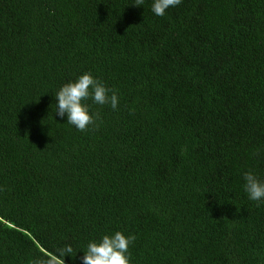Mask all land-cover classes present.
<instances>
[{"label":"trees","instance_id":"trees-1","mask_svg":"<svg viewBox=\"0 0 264 264\" xmlns=\"http://www.w3.org/2000/svg\"><path fill=\"white\" fill-rule=\"evenodd\" d=\"M153 3L0 0V264L117 231L130 264H264V0ZM85 73L119 103L81 132L55 94Z\"/></svg>","mask_w":264,"mask_h":264},{"label":"clouds","instance_id":"clouds-1","mask_svg":"<svg viewBox=\"0 0 264 264\" xmlns=\"http://www.w3.org/2000/svg\"><path fill=\"white\" fill-rule=\"evenodd\" d=\"M144 0H135L136 6L143 5ZM182 0H154L152 12L156 16H164L170 7L178 6ZM111 92V95L109 93ZM58 100L56 113L63 118L67 114V123L75 126L81 132L89 130V126L98 129L99 112L90 114V107L84 101L92 99L95 104L110 105L113 110L118 108V95L107 88L102 82L94 78L91 73L81 75L75 82L66 83L55 94ZM244 188L249 199L264 200V182L260 181L252 172H245ZM259 206V204L257 205ZM135 235L126 236L117 231L113 235H104L100 241H92L87 245L83 264H130L129 247L135 241ZM34 261V264H65L64 257L73 256V247L66 245L56 253H45ZM76 256V255H75ZM75 256H73L75 258Z\"/></svg>","mask_w":264,"mask_h":264}]
</instances>
